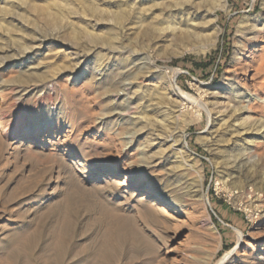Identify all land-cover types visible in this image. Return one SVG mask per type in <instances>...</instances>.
<instances>
[{
  "label": "rangeland",
  "instance_id": "obj_1",
  "mask_svg": "<svg viewBox=\"0 0 264 264\" xmlns=\"http://www.w3.org/2000/svg\"><path fill=\"white\" fill-rule=\"evenodd\" d=\"M54 1L0 0V132H6L0 135V264H215L237 244L238 230L248 235L239 249L248 262H233L264 264V108L246 120L249 132L235 143L239 161L223 152L225 142L216 145L223 130L209 123L206 110L191 102L182 107L171 97L173 72L158 68L180 69L176 83L200 102L213 106L214 93L220 106L229 105L225 74L236 68L235 40L245 34L237 26L245 16L262 20L264 0H91L103 16L86 9L84 0H66L74 11L64 9L54 22L29 5L53 7ZM120 7L128 13L126 26L115 21ZM147 8L151 12H143ZM166 23L189 24L202 36L213 24L221 30L211 49L190 50L183 49L179 31L177 39L163 33ZM83 25L102 35L112 30L116 50L96 43L83 49L85 40L75 35ZM173 50L181 53L164 58ZM141 56L147 65L133 90L142 86L143 102L179 109L165 131L141 126L134 113L127 120L113 114L120 100L110 94L125 79L124 66ZM209 56L213 65L197 70L193 62ZM42 73L50 77L40 85ZM47 120L55 126L38 141L10 145L13 133ZM106 164L114 170L102 174ZM126 179L139 187L121 186ZM173 186L194 194L185 198L195 211L190 218L150 204ZM229 188L239 193L231 197Z\"/></svg>",
  "mask_w": 264,
  "mask_h": 264
},
{
  "label": "bare ground",
  "instance_id": "obj_2",
  "mask_svg": "<svg viewBox=\"0 0 264 264\" xmlns=\"http://www.w3.org/2000/svg\"><path fill=\"white\" fill-rule=\"evenodd\" d=\"M84 1H86V3H85L86 9H89V11H92V12L97 13L99 15L103 14L104 10H103V12H101L100 8L97 6L98 4L95 3V1H91V0H84ZM221 2H222V0H221ZM224 2L227 3V0H224ZM29 5L31 6V8L34 11H36V12L38 10L41 11L42 15H44L47 18V20H49L50 22H54L55 19L58 16L65 15L66 12H64V9H68V11H70L69 9H72V7H71L72 5H70V3L67 2L66 0H55L54 1V6H56L55 8H54V6L52 7V6H49V5L41 6V4H40V6H41L40 7L39 5H36V4H33V3H31ZM38 6L41 9H39ZM122 7H123V5H122ZM147 11L151 12L150 8H147V9L143 10V12H146V13H147ZM141 14H145V13H141ZM127 17H128V13H127L126 9H123V8L120 7L119 10H116L115 21H116L117 24H120L121 26L122 25L126 26L127 25L126 24L127 23ZM186 18L190 22L189 17H186ZM259 18H260L259 15H258V19H255V20H252L248 16H245L239 21V24L237 26L238 34H243V33H245V34H244V40L243 41H240L238 39L235 40V51H234V55H233V62H234V64H236V68L227 69L226 70V74H225V79L229 80L228 86H229L230 91H229V97H228V101L229 102L227 103L229 105L220 106V104L223 103V102L220 101V97H218V95L214 94L213 92H212L213 95L211 97H214L216 100L215 99L211 100V101L209 100L210 103L213 106H208L206 103L200 102L193 95H191L189 92L184 90L182 87H180L176 83V75L180 72V69H178V68H170L168 66H158V68L161 69V72L163 73V75L168 73V72H170L172 70L173 74L170 75V77H169V84L171 86L170 93H171V97L174 96L176 98V100L179 102V105L181 104V106L183 107V106H185L186 102L196 103V106H200L202 109H204V110H206L208 112L209 123L213 124L214 127L216 125H219L218 126V128H219L218 131L219 130L220 131L223 130V132L221 131L220 136H217V138L215 137V141H216L215 143L217 145L219 141L223 142V143L225 142V147L226 148H225V150L224 149H222V150H223V152L226 151L227 153L228 152L231 153L232 157L239 156V158H241L240 155H243L241 153V149L236 148V144L235 143H237V141H239V139L242 137L243 133H245V132L247 133V131H248V130L245 129L246 128L245 127L246 124H249V122L247 123L246 120L248 118L249 119L251 118L252 113L258 114V108H261V109L264 108V18L262 20L259 19ZM191 20H192V18H191ZM214 20H216V19L214 18L213 21ZM190 24H191V22H190ZM165 25H167V23ZM183 25L178 27V25L174 26L173 23H172V24L167 25V26H165V27H163L161 29L163 30V33L164 32H167V33L170 32L173 35V37L176 38V39L179 38V35L177 34V32L179 31L180 36H181L180 37V42L182 43L181 45H183V49H187L188 47H190L189 48L190 50H195V48H192V47H197L196 45L199 46L200 44L202 46V47L200 46L202 51H206V50L211 49L216 44L217 39H218L217 38L218 33L221 30L220 28L217 29L218 27L216 26V24H213L212 32L210 34L202 36L203 35L202 33L199 34V33L196 32L197 28H193L191 26L189 27L188 26L189 24H187V25L185 24L186 25L185 27H183ZM75 35L77 37L82 38V39L85 40V44L83 45V47H84L83 49H89L92 46V45H90L91 43H96V46H101V47L106 46L107 49L109 48L110 50L112 49L114 51V50H116L117 45H118L117 36L110 29L105 30L103 35H102V34H97V33L91 32V30L89 29V27L87 25H83V26H81L80 29L75 30ZM175 45H176V43H175ZM180 53L181 52H179V51L173 50L171 52L166 53L164 55V58L170 59V58H172V56L178 55ZM98 54L95 56L96 62L99 61L100 59H103V55H102V58H101V56L98 55ZM128 57H130V55ZM128 57H126V58H128ZM126 58L122 57L119 60L121 61V63H123V62L127 63L128 59H126ZM145 59L146 58H144L142 56L141 57H137L132 62L133 63L132 65H130V63H127L124 66V67H126V69L124 70V73H126L125 74L126 77H125L124 80H121V84H120L119 89L117 91H115L114 93L112 92L113 94H110L111 97H113V98L116 97L118 100H120L118 102V106L119 107H116L114 109L115 112L113 114H116L118 116V118L120 117L121 119H125L126 116H130L132 113H134V116H131L132 119L136 120L135 122H137V123L139 122V124L141 126H145V125H150V126H154V127L157 126V128H160L161 130H164V129L166 130L167 126H169L170 123L176 121V120H172V119L176 118V116H177L175 114H176V112L179 111V109H176L178 106H173V107L172 106H165L164 107L163 106L164 104L162 106H160L159 105L160 103L154 102L152 100H150V101H145L144 100V102H143L142 99H144L146 97H144V95L141 94V92H140V87H142V86H140L139 88L137 86V88L139 90L138 91L139 94H138V92L136 93V91L133 90V88L135 86V80L134 79L138 75L137 73H139L140 72L139 70L144 68V67H146V65H147V61ZM100 62H101V60H100ZM153 63L154 62H151L152 65H153ZM98 64H99V62H98ZM128 71H129V73H128ZM139 74H141V73H139ZM22 75H24V74H22ZM39 75L41 77V80L39 79V81H41L40 85H43L46 82V80H48V78L50 77L49 74H47V73H42V74H39ZM121 75H122V73H121ZM24 79L26 80V77ZM37 80H38V78H37ZM118 82H120V81H118ZM43 89H44V87H42V90ZM61 93H63V92H61ZM203 93H205V92H203ZM64 97H66V93L64 94L63 98ZM138 99L142 100L141 101L142 103L135 105L137 107V110H136L135 106L132 107V103H133V100H138ZM158 99L160 100V97ZM172 100L174 101V98ZM133 108L135 110H133ZM130 110H133V111L130 112ZM213 111L216 113V115H217L216 117H213V113H212ZM135 114H136V116H135ZM245 114L247 115V117H244ZM200 118H201V114H197V118L196 119L198 120ZM243 118H245V119H243ZM126 120H127V118H126ZM261 120H264V119H261ZM128 121H131V120L129 119ZM249 121H251V120H249ZM259 122H263V121H259ZM53 124L54 123H52L51 121L47 120L40 127L35 125V126H29V127L25 128V129L23 128L20 132L13 133L14 137H13V141L10 143V145L13 146L15 144H18V145L21 146V144H23L24 142H32V143L36 142V141H38L40 139V135H42L44 132H47L49 126H52V127L55 126ZM57 124H60V123H57ZM251 124H253V123H251ZM260 125L263 126V124H260ZM255 126L257 127V125H255ZM248 127H250V124H249ZM168 128L171 129L170 127H168ZM169 129H167V130H169ZM5 133L6 132L4 130L2 132H0L1 137H6ZM174 133L175 132H173V134ZM130 136H132V135H130ZM215 143H213V144H215ZM177 144L179 145V143H177ZM221 145H223V144H221ZM173 146H176V143H174ZM217 146H219V145H217ZM172 149H174V148H172ZM180 149H182V148H180ZM178 150H179V148H178ZM222 150H221V152H222ZM175 154H177V153L175 152ZM228 156H229V154H228ZM244 156H246V154ZM235 159H238V157L235 158ZM225 163L227 164V162H225ZM177 164H178V167H179V165L181 167L183 166L181 163L180 164L177 163ZM232 165L234 166V164H232ZM230 167H231V165H230ZM113 170H114V168L110 164H106L102 168V174L111 172ZM186 170H187V168H186ZM236 170H238V169H236ZM228 171L230 172V170H228ZM199 174H200V172H199ZM183 175H184V173H183ZM124 182L125 183H122L121 186H128L130 184V185H134V186L139 187V185L135 184V182H133L131 179H126ZM188 183H190V182H188ZM180 184H181V182H180ZM191 184H192V181H191ZM220 184H221V182H217L218 186ZM240 184H242V183H240ZM178 185H179V182H178ZM225 185H226V181H224L223 187ZM184 186H182V188L181 187L180 188H176V186L175 187L173 186L174 189L172 191H170V193H166L167 197H165L163 199L151 200L150 204H153V205L157 206L158 210L159 209H172L174 213H176L178 215H181V217L190 218L192 213L195 212V211H193L194 209L192 210L193 207H192L191 203L185 201V198L186 197H191L192 198L194 194L190 193L189 190H185V188H183ZM238 186H236V187H238ZM243 186L245 187V185H243ZM223 187L219 186L218 189H221ZM226 187H227V185L224 188L226 189ZM190 188L191 187H189V189ZM241 189H242V187H241ZM241 189H240V191H241ZM197 190H199V189H197ZM226 192L231 197H233L235 195V193H239V191L234 192L230 188ZM242 192H244V189H243ZM175 193L177 195H175ZM195 193L197 194V192H195ZM261 196H264V195H261ZM256 200H258V199H256ZM149 206H151V205H149ZM210 222L211 221H209V223ZM210 224L212 226L214 225L213 223H210ZM247 237H248V235H246L243 231L238 230V241H237V244L233 248H231L230 250L225 252V254L215 264H235L233 261L244 262L248 257L244 256V255L242 257H240L243 253L240 254L239 249L246 243V238ZM235 255H237L239 257H236ZM251 258H253V257H251ZM211 260H210V262H211ZM210 262H207V263L211 264Z\"/></svg>",
  "mask_w": 264,
  "mask_h": 264
},
{
  "label": "trees",
  "instance_id": "obj_3",
  "mask_svg": "<svg viewBox=\"0 0 264 264\" xmlns=\"http://www.w3.org/2000/svg\"><path fill=\"white\" fill-rule=\"evenodd\" d=\"M187 58H184L182 60H175L174 63H178L181 61H186ZM197 70H206L210 68L213 65V62L211 61V57H207L205 60L201 61H195L193 62Z\"/></svg>",
  "mask_w": 264,
  "mask_h": 264
}]
</instances>
